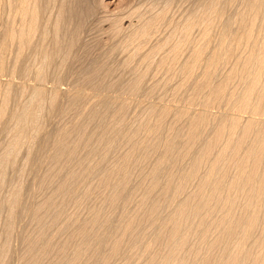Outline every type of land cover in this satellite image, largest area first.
I'll list each match as a JSON object with an SVG mask.
<instances>
[{"label":"bare ground","instance_id":"bare-ground-1","mask_svg":"<svg viewBox=\"0 0 264 264\" xmlns=\"http://www.w3.org/2000/svg\"><path fill=\"white\" fill-rule=\"evenodd\" d=\"M100 1L0 0V13L3 12L2 9L5 11L9 8L6 10L9 12V17L6 18L8 23L0 35V78L7 74L10 77L11 74V80L18 77L26 80L25 82L33 79L40 83L39 87L30 89L32 86L27 87L30 83L27 86L24 84L25 88L22 84V87L18 85L20 88H16L12 82L15 80L10 81V78L4 86L0 82V129L8 130V137L11 136L7 139L9 142H6V149L0 154V195L9 189L4 188L6 185L9 186L10 183L11 186L9 193L6 191L9 195H4V199L0 198L3 200H0L3 206L0 208H5L4 212L8 213L7 219L5 218L7 222H4L5 232L1 231L4 234L0 237L1 241L4 237L0 244V264H5L10 256L9 241L13 238V231L17 230L15 224L18 218L21 219L20 213L25 217L30 215L35 222L32 226L37 228L34 230L35 235L25 240L27 243L24 241L26 238H23L27 244L25 246L22 243L27 247V251H23V258L20 257L23 264H44L49 257L54 258L49 259V264H113L118 259H124V262L119 261L122 264H264V0H201L202 7L200 5L197 12L187 14L189 17L183 18L184 22L180 23L179 19V23L174 25L168 18L170 5L165 6L155 17L146 19L139 16V24L136 26L129 23L126 28L122 25L121 18L113 19L111 27L109 26L113 38H119L127 30L132 31L124 37V47L121 48L126 50L130 45H137L135 50L133 48L131 57H127L128 61L123 60L128 69L123 64L121 68L124 67L127 71L134 69L133 61L137 57L140 60L138 67L145 66L144 70L136 67L140 71L131 72L135 73L133 80L130 78L133 76L130 74L131 70L128 73L126 71L130 75L127 78L131 80L130 83L126 80L129 85L124 87L128 89V93L133 96L139 94L147 79L155 76L157 72H166L172 78L180 77L178 88L173 93L174 100L186 103L184 108L182 105L180 110L175 111L172 106L159 104V107L150 104L146 113L140 112L145 114L137 119L135 126L129 123L130 120H126L131 101H128L131 104L129 106L127 101H121L120 98L118 100L121 103H116L114 97L108 98L99 94L101 97L98 96L95 103L92 101L89 110L79 111L80 104L89 97L84 90L87 87L98 92L106 89L118 93L117 89L122 90L124 86L120 81H109L108 78L113 74L112 69L96 59L92 61L93 68L83 69L89 73L77 71V75L85 74L84 81L83 78L79 79L80 86L74 84L77 87L70 96L63 92L69 97V105L65 104L68 100L64 103L66 107L60 102L64 94L59 89L54 86L56 89L53 92L50 89L52 93L48 94V89L43 88L45 85L41 86L44 84L41 82L46 83L49 78L59 81L73 73L71 70L75 67L70 65V61L77 58V52L82 46L87 51L88 46L85 47L87 44H83L85 42H82L81 36L83 37L84 27L89 23L86 22L87 19L91 16L89 20H92L99 15V5L103 4V0ZM165 23L173 26L171 28L169 25L171 31L168 37L165 36L161 42L158 39L159 43L156 45L151 42L154 46L151 44L153 47L149 46L150 49L147 46L149 49L146 50L144 44L151 41L154 32L159 30L158 26ZM196 30L199 36L196 34L197 38H194L193 33ZM216 33H219L217 38L213 36ZM9 52L12 57L9 55L7 60L12 62L7 68L9 63L6 57ZM156 55L161 56H158V61H153ZM78 59L80 58L76 61ZM223 66L230 67L219 80L218 75L224 74L219 72ZM151 70L155 71L154 75L148 78ZM158 76L157 74L156 77ZM170 77L167 81L172 80ZM75 80L78 79L75 77ZM167 81L161 90L171 83ZM26 88L31 91L28 92ZM155 91L157 89L154 87L151 92H147L154 94ZM182 93H187L184 99L185 95L182 97ZM24 96L28 98L22 102ZM93 97L95 96L89 98ZM13 100L17 104L12 109L10 105ZM45 106L48 107L50 115L59 112L65 116L67 111L73 112L77 108L78 118L73 128L69 130L63 127L53 133L56 135H46L48 128L44 123L47 122L44 120V113H47L44 111ZM196 106H201V109L195 108ZM215 107L224 108L221 109L224 112L214 115L210 108ZM172 115L174 116L170 119ZM243 115L247 118L242 117ZM169 121L172 123L168 125ZM89 124L92 128L95 127V131L100 127V131L89 132ZM41 133L47 137L45 140L39 139L42 142L36 149ZM120 144L126 145L127 147L122 146L128 149L119 154L118 149H122V146L119 148ZM25 146L26 166L30 165L37 173L42 167L39 166L42 163H37L38 159L42 156L45 159V154H48L46 157L55 168L49 169L61 172L59 177H62L58 179L55 178L58 175H54L48 179L50 175L46 177L45 173L43 176L40 173L41 177L35 175L39 181L38 186H35L40 190L36 192L38 194L43 192L42 188L46 187L44 190H47V186L56 184L55 190L52 188L54 192L50 190L52 194L35 205L23 203L25 200L22 181L19 184L18 181L7 179L9 170H15L20 165V161L17 164V158H21V150ZM40 151L44 154H40ZM81 152L87 153L94 163L90 164L87 159L80 158ZM112 154L116 155L115 159ZM27 168L24 167L19 172L23 174ZM134 172L136 175L140 174L136 178L139 183L132 178ZM17 176L19 175L15 177ZM89 177L97 178L98 182L93 178L96 181L95 184L92 183L94 180ZM35 179L32 180L36 182ZM55 179L60 181L56 183ZM131 180L137 183L136 187ZM191 185H194V189L189 191ZM77 193L84 195L78 196ZM96 194L103 202H98L97 208L92 203L95 208L87 210L90 211L88 218L82 220L79 216L78 219H72L75 217L73 214V217L69 216L73 221H66L68 217L64 213L66 214L67 203L69 208L72 205L67 200H77L76 207L83 208L84 202L97 197ZM33 195L37 197L34 192ZM80 196H84V200L78 199ZM87 204L89 205L88 202ZM119 205L122 213L118 209L115 211ZM130 205H134L133 212L128 211ZM85 207L89 208L90 205ZM105 207L110 209L105 210ZM84 210L81 209L80 212ZM107 210L111 212H106ZM117 212L120 213L119 217ZM77 213L79 215L78 210ZM64 216L65 224L62 220ZM81 216L84 218V214ZM116 217L119 218L118 221L114 219ZM71 223L75 227L72 231L68 228H73V225H69ZM51 228H55L56 234L61 237L62 231L68 234L70 230V234L59 244L55 241L58 237L53 235ZM48 233H52L51 236ZM28 235L26 233L25 237Z\"/></svg>","mask_w":264,"mask_h":264},{"label":"rangeland","instance_id":"rangeland-1","mask_svg":"<svg viewBox=\"0 0 264 264\" xmlns=\"http://www.w3.org/2000/svg\"><path fill=\"white\" fill-rule=\"evenodd\" d=\"M6 2H7V0H5ZM96 1V0H95ZM167 1V2H166ZM199 1V2H198ZM103 0V4L101 3V5H99L100 6V10L98 9V12H99V15L98 16H96V15H93V16H96V17H93L94 18V20H93V18H92V20H89V19H91V16H90V18L89 19H87V21L86 22H89V23H87V26H86V23H85V26L86 27H84L85 29V31H84V33L82 34L83 35V37L81 36V38H82V42H85V43H83L84 45H86L85 47H87L88 46V48H87V51L86 50H84V49H86V48H84L83 46V49H82V47L80 48V49H78V50H80L79 52H77V55H76V57L77 58H80V59H82L83 61L85 60V59H87V60H85L84 62H80V61H82V60H80V59H78L79 61H76L77 60V58L76 59H74V60H72V62L74 61V63H72L71 61H70V65L71 66H73V67H75V68H73L71 71H73V73L71 74V75H69L68 77L66 76V78H61V80H59V81H56L54 78H49V79H47L48 81L45 83V82H41V83H44V84H41V86L43 87L44 85V87L43 88H47L48 90V94L51 92V90H52V92H53V90H55L56 88L57 89H59V92L61 91L62 93L64 92L65 94H67V93H69V95L68 96H70V93L72 94V92H74V90H76V88L75 87H77L80 83H79V79H81L82 80V78H83V81H84V75L86 74V73H89V71H83V69H86V68H93L91 65H92V61H98L99 63H101V64H104V65H107V66H109L110 67V69H112V73L113 74H111V76H110V78H108L109 79V81H112V83L114 82V83H119V81H120V83L122 84V85H124V86H122L123 87V89L121 90H119V89H117L118 90V93H116L117 91H107L106 89L105 90H103V91H94V90H91L90 88H86V89H84L85 90V93H88L89 95V97L90 96H95V97H93V98H87L85 101L86 102H83L82 104H80V106H79V111H81V112H83L85 109L86 110H89V108H91L92 107V104L93 103H95L96 101H97V99L96 98H98V96H99V98L101 97V96H105V97H108V98H110V97H114L113 98V100L115 99V101H116V103L117 102H120L121 103V101H123V100H125V101H131L130 103L132 104H130L129 102H128V104H129V110H130V112H127V115L128 116H126V120L127 121H129V123L130 124H132L133 126H135V123L137 124V122H138V118H140L141 116H144L143 114H145L146 112H147V110L150 108L149 106H151V105H153L154 104V106L156 105V106H158L159 104L161 105V106H164V105H168V106H172L171 108H173L174 109V107H175V109H174V111L175 110H180L181 109V107H182V105H183V107L182 108H184V106H186V103L184 102H180L179 100H174L175 98H174V94L173 93H175V91L177 90V86L179 85V79H180V77H179V79H178V77L176 76L175 78L173 77H170V76H168V74L169 73H166V72H160L161 74H159L158 72L155 74V76H153L154 74V72L155 71H152V73L150 72V76H148V78L149 77H151V76H153L152 78H149V79H147L146 81H145V85H143V87H142V90H141V92L139 93V94H137L139 97H137V95H132V94H129L128 92V89H126V88H124L125 86H127V85H129L128 83L126 84V80L129 82H131V80H129L128 78H129V76L127 75V73L131 70L130 68V70H125V64H126V62L128 61V59H127V57H131V54L133 53V48H134V50H135V48H136V44H134V45H130L129 47H126V50H125V48L123 49V41L125 42V38L124 37H126L127 35H129L131 32L130 31H125L126 33L124 34V33H122V35L124 34V36H118L119 38H117V37H114L113 38V35L111 36V28H109V26L111 27V25L110 24H112L111 23V21H114L115 19L117 20L118 19V17H119V19L121 18V20L123 21V23H122V25L124 26V27H128V24L129 23H133V25L134 26H136V24H139V21L138 20H140V19H138L139 18V16L141 17V18H151V17H153L154 15L155 16H157L158 14V12H161L163 9H164V7L165 6H167V5H170V7H169V12H168V18H170V20H172V22H171V24L172 25H174V24H178L179 22L180 23H182V21L184 22L185 20L184 19H186V18H188L189 17V15H191L192 13H193V11H195V12H197L196 11V9L198 10L200 7V5L203 3V2H201V0ZM202 1H204V0H202ZM5 2V3H6ZM97 2H101L100 0H97ZM166 2V3H165ZM174 2V3H173ZM176 3V4H175ZM173 4H175V5H173ZM8 5H9V3H8ZM7 5V6H8ZM106 5V6H105ZM163 5V6H162ZM4 6V5H3ZM5 6H6V4H5ZM101 6L104 8H101ZM9 7V6H8ZM107 7V8H106ZM142 7V8H141ZM201 7H202V5H201ZM5 8V7H4ZM7 8V7H6ZM57 8V7H56ZM152 8V9H151ZM162 8V9H161ZM8 10H9V8H7ZM6 9V10H7ZM101 9H103V10H101ZM107 11H106V10ZM5 10V11H6ZM7 10V11H8ZM54 10H55V8H54ZM138 12H137V11ZM140 10V11H139ZM3 11V12H2ZM2 13H0L1 15H0V35L2 34V30H4L5 28H6V26L7 25H5V24H7L8 23V19L6 20V18H8L9 17V12H5L3 9H2ZM106 11V12H105ZM134 11H136V12H134ZM152 11V12H151ZM155 13H154V12ZM128 12H129V14H128ZM134 12V13H133ZM233 12V11H232ZM104 13V14H103ZM112 13L114 14V15H112ZM133 13V14H132ZM140 13H141V15H140ZM149 13V14H148ZM5 14V15H4ZM8 14V15H7ZM103 14V15H102ZM135 14V16H133ZM137 14H139V15H137ZM171 14V15H170ZM187 14H189V15H187ZM233 14V13H232ZM106 15V16H105ZM137 15V16H136ZM170 15V16H169ZM102 16H104L103 18H102ZM147 16V17H146ZM154 16V17H155ZM98 17V18H97ZM113 17V18H112ZM126 17V18H125ZM134 17V18H133ZM181 17V18H180ZM101 18V19H100ZM104 18H106V19H104ZM112 18V19H111ZM124 18V19H123ZM173 18V19H172ZM184 18V19H183ZM111 19V20H110ZM114 19V20H113ZM130 19H132V20H130ZM146 19H144V20H146ZM179 19H180V21H179ZM10 20V19H9ZM96 20H98V22L96 21ZM134 20V21H133ZM6 21V22H5ZM92 21V22H91ZM103 21V22H102ZM106 21V22H105ZM129 21V22H128ZM179 21V22H178ZM91 22V23H90ZM97 24H96V23ZM102 22V23H101ZM138 22V23H137ZM92 24V25H91ZM103 24V25H102ZM171 24H169L170 25V27L172 26ZM2 25H3V27H2ZM97 27H96V26ZM100 25V26H99ZM105 25V26H104ZM168 24L167 23H165V24H161V26L159 27L158 26V28H159V30H156L157 32H154L155 33V35H153V37L150 39L151 41H149V42H147V43H145L144 44V46H146L145 47V49L147 50V49H151V47H149V46H152L154 43V45H156V44H158L159 43V41L160 40H164L165 39V36H166V38L168 37V34L170 33V27H169V25L167 26ZM90 28V29H88V28ZM96 27V28H95ZM100 27V28H99ZM126 27V28H127ZM162 27V28H161ZM169 27V28H168ZM173 27V26H172ZM171 27V28H172ZM157 28V29H158ZM168 28V29H167ZM108 29V30H107ZM87 30V31H86ZM94 30V31H93ZM106 31V32H105ZM108 31H110V33L108 32ZM197 31V30H196ZM196 31H195V33H193V36H194V38H197L199 35V32L197 31V33H196ZM159 32V33H158ZM87 33V34H86ZM93 33V34H92ZM107 33V34H106ZM157 33V34H156ZM160 34V35H159ZM197 34V35H196ZM217 34H219V33H216V34H214L213 36H215L216 38H217ZM195 35L197 36V37H195ZM106 36V37H105ZM160 36V37H159ZM163 36V37H162ZM86 37V38H85ZM162 37V38H161ZM1 38V37H0ZM154 38V39H153ZM108 39V40H107ZM159 39V41L157 42V40ZM116 40V41H115ZM122 40V41H121ZM88 43H87V42ZM153 44H152V43ZM161 42V41H160ZM105 43V44H104ZM111 44V45H110ZM152 44V45H151ZM153 45V46H154ZM90 46V47H89ZM93 46V47H92ZM121 46H123L122 48H121ZM132 46V47H131ZM135 46V47H134ZM143 46V47H144ZM149 48H148V47ZM152 46V47H153ZM111 47H112V49H111ZM111 49V50H109V49ZM92 49V50H91ZM105 49V50H104ZM127 49H128V51H127ZM144 49V50H145ZM89 50V51H88ZM121 50V51H120ZM130 50V51H129ZM83 51L84 52H86V53H83ZM113 51V52H112ZM119 52V54H118V52ZM81 52L83 53V54H81ZM116 52V53H115ZM123 52H125L124 54H123ZM126 52H127V54H126ZM147 52V51H146ZM80 55H82V56H80ZM109 53V54H108ZM130 53V54H129ZM94 54V55H93ZM109 56H108V55ZM11 56V54H10V52H9V54H7V57H6V61L9 63V64H7V68H9V65L11 64V60H7V58L9 59V57L8 56ZM114 57H113V56ZM128 55V56H127ZM80 56V57H79ZM85 56V57H84ZM106 56V57H105ZM157 57L158 56H161V55H156ZM154 57V59H153V61H158L159 60V58L160 57ZM12 57V56H11ZM11 57H10V59H11ZM94 58V59H92V58ZM96 57V58H95ZM117 57V58H116ZM89 58V59H88ZM91 58V59H90ZM124 58V59H123ZM138 58V57H137ZM135 59L133 62H134V66H133V68L134 69H132L131 71H130V74H131V72H135L137 69H136V67H138V65H140V60L139 59ZM157 60H156V59ZM96 59V60H95ZM108 59V60H107ZM125 59H126V62H125V64H123L124 62H123V60L125 61ZM90 60V61H89ZM104 60V61H103ZM130 60V59H129ZM109 61V62H108ZM137 61L139 62V64H137ZM78 62H80V63H78ZM97 62V63H98ZM106 64H105V63ZM136 62V63H135ZM72 63V64H71ZM90 64V66H89V64ZM95 63V62H94ZM74 64V65H73ZM81 64V65H80ZM87 64V65H86ZM122 64H123V66L125 67H122L121 68V66H122ZM132 64L130 65V67L132 66ZM135 64L137 65V66H135ZM82 66H83V68H82ZM86 66V67H85ZM87 66H89V67H87ZM116 66V67H115ZM85 67V68H84ZM139 67H141V66H139ZM138 67V68H139ZM223 67H226V68H224L223 69ZM221 69H220V73H224V74H220V75H218V76H220V78H219V80L221 79V77H223L224 75H225V73L228 71V69H229V67L228 66H223ZM228 67V68H227ZM79 68V69H78ZM82 70H81V69ZM115 68V69H114ZM142 68H143V70L145 69V66H142L141 68H140V70H142ZM119 69V70H118ZM126 69H128V67L126 68ZM88 70V69H87ZM91 70H93V69H91ZM91 70H90V72H91ZM123 70H125V72L123 71ZM140 70H137V71H140ZM153 70H155L154 68H153ZM227 70V71H226ZM77 71H78V73H79V71H83V72H85V74L84 73H82V72H80V73H82V74H79V75H77ZM126 71H127V73H126ZM157 71V70H156ZM124 72V73H123ZM117 73V74H116ZM119 73V74H118ZM124 74V77L122 76L123 74ZM125 73H126V75H125ZM6 74H7V72H6ZM75 74L77 75V76H75ZM122 74V75H121ZM134 74L135 73H133V74H131V75H133V76H130V78H132V80L135 78V76H134ZM159 75L158 77H156V75ZM167 74V76H165ZM80 75H82V76H80ZM115 75V76H114ZM12 75L10 74V77H11ZM74 76V77H73ZM78 76H80V78H77ZM117 76V77H116ZM6 77V78H5ZM9 76H8V74L7 75H4V76H2L1 78H0V82L1 83H3L2 85L4 86V84H7L8 82H9V78H10ZM14 77V76H13ZM16 77V76H15ZM70 77V78H69ZM75 77H76V79H78V80H75L74 81V79H75ZM128 77V78H127ZM155 77V78H154ZM159 77H161V78H159ZM163 77V78H162ZM169 77L170 78H172V80H169V81H167L168 79H169ZM12 78V77H11ZM11 78H10V81H12V80H15V81H12L13 82V84H14V86L16 87V88H20V87H26L27 86V84H29L27 87H31L30 89H33L35 86L37 87H39V81H36V80H34L33 81V79L31 80V81H28V82H25L24 80H21V78H13L12 80H11ZM71 78H73V79H71ZM103 77H100V79H102ZM112 78V79H111ZM123 78V79H122ZM124 78H126V79H124ZM165 78V79H164ZM99 79V80H100ZM104 79V78H103ZM108 79H106V82H109V81H107ZM118 79H120V80H118ZM154 79H156V80H154ZM158 79V80H157ZM161 79V80H160ZM163 79V80H162ZM176 79V80H175ZM178 79V80H177ZM30 80V79H29ZM80 80V81H81ZM125 80V81H124ZM154 80V81H153ZM175 80V81H174ZM24 81V82H23ZM46 81V80H45ZM78 81V82H77ZM83 81H81V83H83ZM122 81V82H121ZM160 81V82H159ZM167 81V83L168 82H171L170 84L172 85V86H169L167 83V87H165V89L164 90H161V89H163L164 88V86H166L165 85V82ZM15 82V83H14ZM35 82V83H34ZM51 82V83H50ZM74 82H77V83H74ZM100 82H101V80H100ZM129 82V83H130ZM73 83V84H72ZM124 83V84H123ZM159 83V84H158ZM163 83V84H162ZM177 83V84H176ZM20 84H22V86L20 85ZM24 84L26 85V86H24ZM54 84V85H53ZM74 84H78L77 86L76 85H74ZM126 84V85H125ZM154 84V85H153ZM20 87H19V86ZM82 85V84H81ZM149 85V86H148ZM40 86V87H41ZM54 86L56 87V88H54ZM71 86V87H70ZM80 86V85H79ZM152 86H154L156 89H157V91H155V93L154 94H150L149 92H151V90H152V88H154V87H152ZM157 86H158V88H157ZM176 86V87H175ZM121 87V88H122ZM128 87V86H127ZM146 87V88H145ZM163 87V88H162ZM169 87H171L170 88V90H168V88ZM172 87H173V89H172ZM149 88H151V90L148 89ZM27 89V88H26ZM29 89V88H28ZM27 89V90H28ZM51 89V90H50ZM173 91H172V90ZM50 90V91H49ZM175 90V91H174ZM29 91H31V90H28V92ZM68 91H70V92H68ZM126 92V93H124V92ZM147 91H149V92H147ZM169 93H168V92ZM51 92V93H52ZM60 92V93H61ZM93 92H94V95H93ZM95 92H97V93H95ZM101 92V93H100ZM112 92H114V93H112ZM61 93V94H62ZM63 93V94H64ZM142 93H143V95H142ZM146 93H149V94H146ZM157 93H159V94H157ZM63 95V97H61V99L63 100H61L60 102H62L61 104H63L62 106H64V107H66V106H68L69 104V97H67V95ZM95 94H97V95H95ZM101 96H100V95ZM109 94V95H108ZM166 94V95H165ZM183 94L185 95L184 97H183ZM28 95V94H27ZM26 95V96H27ZM51 95V94H50ZM132 95V96H131ZM148 95H149V97H148ZM153 95V96H152ZM182 95V97H183V99L186 97V95H187V93H182L181 94ZM180 95V96H181ZM66 96V97H65ZM142 96V97H141ZM144 96V97H143ZM152 96V97H151ZM169 96V97H168ZM137 97V98H136ZM158 97V98H157ZM165 97V98H164ZM23 98V100H22V102H25V99H27V98H25V96L24 97H22ZM64 98H65V101H64ZM68 98V99H67ZM111 98V99H112ZM117 98V99H116ZM118 98H120L121 99V101H120V99L118 100ZM146 98V100H144ZM90 101H89V100ZM96 99V100H95ZM128 99V100H127ZM150 99V100H149ZM68 100V101H67ZM88 100V101H87ZM99 100V99H98ZM118 100V101H117ZM67 101V102H66ZM92 101H93V103H92ZM124 101V102H125ZM179 101V102H178ZM182 101V100H181ZM17 101L16 100H13L12 102H11V107L12 106H14V104L16 103ZM20 102V101H19ZM66 102V103H65ZM87 102H88V104H87ZM142 102V103H141ZM158 102V103H157ZM66 104V106H65V104ZM126 103V102H125ZM157 103V104H156ZM17 104V103H16ZM16 104H15V106H16ZM86 104V105H85ZM151 104V105H150ZM171 104V105H170ZM180 104V105H179ZM82 105V106H81ZM89 105V106H88ZM143 105V106H142ZM160 105H159V107H160ZM47 106V105H46ZM45 106V107H46ZM91 106V107H90ZM177 107H179V108H177ZM15 108V107H14ZM48 107H46L45 108V112H47V113H44L45 115H46V119H44V120H46L47 122H44L45 123V127L46 128H48L47 129V131L45 130L46 128L44 127V132L46 131V135H56V134H53L54 132H58V131H56L57 129L59 130L60 128L62 129L63 127H65V129H69V130H71L72 128H73V125H74V123L77 121V119L76 118H78V113H77V110L76 109H74L73 110V112L72 111H67V114H66V116L65 115H63L62 113H60L59 114V112H54V114L53 113H51V115H50V113H48V109H47ZM88 108V109H87ZM132 108V109H131ZM148 108V109H147ZM195 108H197V109H201V106H196ZM12 109H13V107H12ZM221 109H223L224 110V108H221V107H218V109L215 107V108H210V112L212 113L213 112V114L214 115H217V114H221V112L223 113L224 111L223 110H221ZM47 110V111H46ZM76 110V111H75ZM78 111V112H79ZM173 111V112H174ZM70 112V113H69ZM140 112H145V113H140ZM58 113V114H57ZM68 113H69V115H68ZM137 114V115H136ZM139 114V115H138ZM50 115V116H49ZM68 115V116H67ZM53 116V117H52ZM65 116V117H64ZM138 116V117H137ZM173 116L174 115H172V116H170L169 118L170 119H172L173 118ZM249 115L247 114V117H248ZM49 117V118H48ZM74 117V118H73ZM135 117H136V119H135ZM242 117H245V119L247 118L245 115H243ZM142 118V117H141ZM168 118V119H169ZM249 118V117H248ZM258 118V117H257ZM135 119V120H134ZM138 119V120H137ZM72 120V121H71ZM74 120V121H73ZM134 120V121H133ZM243 120H244V118H243ZM49 121V122H48ZM63 121V122H62ZM65 121V122H64ZM172 121V120H171ZM58 122V123H57ZM173 122V121H172ZM172 122H168L167 124L169 125V123H172ZM97 123V122H96ZM134 123V124H133ZM99 124H100V122H99ZM61 125H62V127H61ZM69 125V126H68ZM92 125H93V123H92ZM95 125V124H94ZM93 125V126H94ZM168 125H167V127H168ZM48 126V127H47ZM88 126H91L90 124L88 125ZM96 126H98V124L96 125ZM132 126V127H133ZM89 128V132H90V130L93 132V131H95V127H93L92 128V126L91 127H88ZM87 128V129H88ZM97 128V127H96ZM94 129V130H93ZM2 129H0V132L2 133H0V154L1 153H3L4 152V150L6 149V142L8 141L9 142V140H7V139H10V137L11 136H9L8 137V130L7 131H1ZM60 131V130H59ZM100 131V127H99V129H97V131H95V132H99ZM210 131H212L211 129H210ZM7 132V133H6ZM44 132H42V133H44ZM51 132H52V134H51ZM207 132H209V131H207ZM42 133H41V138H40V136H39V138H38V143H37V146L35 147L36 149L38 148V146L40 145V143L42 142H40V140L39 139H41V140H43L44 138L46 139V137H44L45 136V134H43L42 135ZM210 135V134H209ZM207 136H208V133H207ZM43 137V138H42ZM44 139V140H45ZM39 144V145H38ZM124 146V144H120L119 145V148L121 147V146ZM123 146L121 147L122 149H118V152H119V154H120V152H122V150H124V149H126V148H123ZM2 147L4 148V149H2ZM124 147H127L126 145L124 146ZM26 148V150H24ZM117 148V147H116ZM24 149H23V151L21 150V158H20V156H18L19 158H17V164L19 163V161L22 163H19L20 165L19 166H17V168H15V170L14 169H10L9 170V177H7V179L8 180H12V181H15V182H19V184L21 183V181H22V186H24L23 187V190H24V196H23V198H24V204H30L31 205V203L32 204H37V202L38 203H41V202H43L44 200H46V198L47 197H49L52 193L50 192V190L52 191V192H54V190H55V188H54V186L56 185L55 183H52V184H54L53 186L52 185H50L51 186V188H50V186H47V190H44V189H46V187H44V189L42 188V190L41 191H43V192H41V193H36V192H40V190H37V186H38V182L39 181H37L38 180V176L36 177L35 175H39L40 177H41V175L43 176V174L45 173L46 174V177H47V175H50V177H48V179L49 178H52L54 175L56 176V175H58L57 177H55V178H62V177H59V175L61 174V172H57L56 170H54L55 168L52 166V163L51 162H49V160L50 159H48L47 157H46V155L48 156V154H45V159L43 158L44 156H42V158H40L41 157V155H40V159H38V161H37V163H42L41 165H39V166H42V167H40L37 171L39 172H37V173H35V171L34 170H32V169H34L33 167H31L30 165H28V166H26L27 164L25 163L26 161V157H27V147L25 146L24 147ZM128 149V148H127ZM126 149V150H127ZM115 150V149H114ZM125 150V151H126ZM3 151V152H2ZM46 151H48V150H46ZM117 151V149L114 151L115 153H118V152H116ZM26 154H25V153ZM38 152V151H37ZM37 152H34L35 153V155H37L36 153ZM41 152V151H40ZM45 152V151H44ZM49 152V151H48ZM84 152H86V151H84ZM84 152H81V154L83 155H80V158L82 157V158H85V159H87L88 160V163L90 162V164H93L94 163V161L92 160V159H90L89 157H88V155H86ZM19 153V154H20ZM43 152H41L40 154H42ZM47 153V152H46ZM123 153V152H122ZM44 154V153H43ZM114 154V153H113ZM113 154H112V156H113ZM119 154H117V156L119 155ZM39 155V154H38ZM1 156V155H0ZM25 156V157H24ZM155 156V155H154ZM153 156V157H154ZM114 157H116V155L115 156H113V158ZM112 158V159H113ZM18 159H20V160H18ZM115 159V158H114ZM47 160V161H46ZM51 161V160H50ZM23 163H25V164H23ZM107 164V163H106ZM105 164V165H106ZM186 165H187V163H185L184 164V166L186 167ZM20 166H22L21 168H20ZM28 167L25 171V173H24V171H23V174L22 173H20L19 171L21 170V172H22V168H24V167ZM46 166V167H45ZM112 165L110 164V166L109 167H111ZM29 167H30V169H29ZM49 167L51 168H54V169H49ZM107 167H108V165H107ZM32 168V169H31ZM19 169V170H18ZM49 170V171H46V170ZM102 169V168H101ZM107 169H109V168H107ZM18 170V171H17ZM104 170H105V168H104ZM12 171H14V172H12ZM16 171V172H15ZM32 171H34V172H32ZM42 171V172H41ZM51 171H52V173H51ZM56 171V172H55ZM8 172V171H7ZM18 172V173H17ZM27 172L29 173V174H27ZM32 172V173H31ZM50 172V173H49ZM33 173H35V174H33ZM40 173H41V175H40ZM62 173H64L63 171H62ZM102 173H103V170H102ZM12 174V175H11ZM16 176V175H19V176H17V177H15L14 175ZM20 174H22V175H20ZM26 174H27V176H26ZM36 177V179L34 178V176ZM44 174V175H45ZM53 174V175H52ZM64 174H66V173H64ZM96 174V173H95ZM95 174H93V175H95ZM100 174H101V171H100ZM99 174V175H100ZM134 174H135V177H133L134 176ZM138 174L139 173H137V175H136V172H134L132 175V178H134V181H136L137 183H139L138 182V179H136L137 178V176H138ZM29 175V176H28ZM63 175V174H62ZM61 175V176H62ZM102 175V174H101ZM140 175V174H139ZM8 176V175H7ZM24 176H25V179H23V180H25V181H23L22 180V178H24ZM31 176H33V177H31ZM65 175H63V177H64ZM10 177H12V179L10 178ZM96 177H97V174H96ZM19 178H20V181H19ZM27 178V179H26ZM35 179V181L36 182H34L32 179ZM89 178H92V177H89ZM88 178V179H89ZM94 179H97V178H95V177H93ZM91 179V180H94V179ZM99 178V177H98ZM139 179H140V176L138 177ZM87 179V180H88ZM7 180V181H8ZM53 180V179H52ZM57 179H55L54 181H56ZM63 179H61V181H62ZM90 179L88 180V182L89 181H91ZM53 181V182H54ZM60 181V180H59ZM58 181V182H59ZM95 181L96 180H94V182H92V183H94L95 184ZM134 181H132L131 180V182H133L134 184H135V182ZM140 181V180H139ZM32 182V183H31ZM57 181H56V183H58ZM88 182L86 181V183H84V185L86 184V185H88ZM98 182V179H97V181H96V183ZM90 183V182H89ZM136 183V184H137ZM8 184V183H7ZM13 184H14V182H13ZM16 184V183H15ZM18 184V183H17ZM16 184V185H17ZM24 184V185H23ZM37 184V185H36ZM135 184V187L137 186ZM11 185H12V182H11ZM9 186H10V183H9ZM8 185H6V187H4V188H9V189H4L3 188V190H6L8 193H9V191L8 190H10L11 188V186L9 187ZM13 186V185H12ZM36 186V187H35ZM131 186L133 187V184H131ZM193 187V188H192ZM40 187H38V189H39ZM50 188V189H49ZM54 190H53V189ZM83 188V187H82ZM81 188V189H82ZM191 188V189H190ZM190 190L189 191H191L192 189H194V185H191L190 186ZM83 189H85V188H83ZM2 190V191H3ZM6 191H3L2 192V196L0 195V198H2V199H4V198H6L7 197V194L8 193H6ZM45 191V192H44ZM48 191V192H47ZM33 192H34V194L37 196V197H35L34 195H33ZM80 192H82L81 190H80ZM48 193V194H47ZM84 193V192H83ZM83 193H81V194H79V195H84ZM41 194V195H40ZM42 194H43V196H42ZM6 197H5V196ZM9 195V194H8ZM33 197H32V196ZM47 195V196H46ZM49 195V196H48ZM77 195H78V193H77ZM78 195V196H79ZM77 196V197H78ZM96 196L98 197H93L92 199L94 200V202H93V200L92 199H89L87 202L89 203V205H90V207H89V205L87 204V202L85 201L84 202V207L83 208H81L82 206H80L79 208H77L76 207V205H75V203H76V201L77 200H74L75 202H73L72 201V199H70V200H67L68 202H70V205H71V203H72V205L70 206V208H71V210H70V208L68 207V203H67V208L65 209L66 210V214L64 213V215H66V217H68V218H70L69 216H71V217H73L74 215H75V217H73L72 219H78V217H79V219H81L82 218V220H84L85 218H88V216L87 215H89L90 216V211H87L88 209L89 210H91L90 208L91 207H94L95 208V206H92L93 204L92 203H95L94 205H96V208H97V206L99 205V203L98 202H103V201H100L101 199L99 198L100 196L98 195V194H96ZM4 197V198H3ZM38 197H39V199H38ZM35 198V199H34ZM84 200V196H80V198H78V199H80V200H82V199ZM2 199H0V200H2ZM99 200V201H97V200ZM34 200V201H33ZM36 200V201H35ZM38 200V201H37ZM41 200H43V201H41ZM97 202H96V201ZM3 201V200H2ZM2 201H0V207L2 206ZM32 201V202H31ZM41 201V202H40ZM90 202H91V204H90ZM134 202V201H133ZM85 203L87 204V205H85ZM98 203V204H97ZM135 204H137L136 202H134ZM73 204H74V206H73ZM130 204H132V203H130ZM121 205V204H120ZM120 205H119V208L117 207L116 209H115V211L118 209V210H120ZM24 206H27V205H24ZM85 206H88L89 208H87V207H85ZM134 206V205H133ZM133 206H131L130 205V209H128V211H132V208H134ZM136 206V205H135ZM3 207V206H2ZM76 209H75V208ZM99 207V206H98ZM122 207V206H121ZM69 208V209H68ZM106 208L108 209L109 207H105V210H106ZM136 208V207H135ZM1 209V208H0ZM3 209V211H0V237H2L1 235L2 234H4V232H5V227H4V225L6 226V220H5V218L7 219V215H8V213L7 212H4L5 211V208H2ZM1 209V210H2ZM82 209V211L84 210V209H86V210H84V212H82V214H80L81 212H80V210ZM110 209V208H109ZM70 212H69V211ZM77 210L79 211V215H78V213H77ZM117 210V211H118ZM133 210H135V209H133ZM75 211V212H74ZM114 211V212H115ZM68 212H69V215H68ZM72 212V213H71ZM74 212V213H73ZM106 212H111V210L110 211H106ZM133 212V211H132ZM2 213V214H1ZM87 213V214H86ZM117 213H119V212H117ZM117 213H115L116 214V216H117ZM120 213H122L121 212V210H120ZM120 213H119V215H118V217L120 216ZM131 213V212H130ZM22 213H20L19 214V216H21L20 218L21 219H17L16 220V224H15V229H17L16 231L14 230L13 231V235H11V237H13V238H11L10 240L11 241H9L10 243V253H9V257H7L8 259L5 261L6 263L5 264H23V263H21L22 261H21V259L23 258V255L22 254H24L25 255V252L27 251L26 250V248L27 247H25V246H27V240L30 238V237H33L32 235H35V232L36 231H34V230H36L37 228H36V226H32V225H35V222L33 221L34 219L30 216V215H28V216H24L23 214V218H22V215H21ZM74 214V215H73ZM84 214V218H83V216H81V215H83ZM111 214V213H110ZM112 215H113V217L115 216L113 213H112ZM166 215V214H165ZM66 217L64 216V219H62L63 220V223H64V221H65V219H66ZM118 217H116V218H114V219H119ZM30 218V219H29ZM68 218L66 219V221L68 222V221H73L71 218V220L69 219L68 220ZM62 220H61V222H62ZM6 221V222H5ZM26 221V222H25ZM29 221H31V223L29 222ZM33 221V222H32ZM65 221V222H66ZM118 221V220H117ZM116 221V222H117ZM2 222V223H1ZM5 222V223H4ZM61 222H60V226H62L63 224H61ZM33 223V224H32ZM118 223V222H117ZM65 224V223H64ZM29 225H30V227H32V228H30L29 227ZM69 225H73L72 223L71 224H69ZM68 225V226H69ZM22 227H23V229H22ZM30 229H29V228ZM65 227V226H64ZM70 227H72V226H70ZM70 227H68L69 229H71V231H72V229H74L75 227H74V225H73V228H70ZM3 228V229H2ZM35 228V229H34ZM67 228V229H68ZM2 229V230H1ZM29 229V230H28ZM68 229V230H69ZM4 230V232H1V231H3ZM26 232H25V231ZM53 231V235H57V237L59 238H57V237H55V238H57L55 241L56 242H58L59 244L60 243H63V241H65L67 238H68V234H70V230H69V232H68V230H65V231H67L68 232V234L67 233H63V231L62 232H60V233H62L63 235V237H61V235L60 234H56V232H57V230L55 229V228H51L50 229V231ZM32 233H31V232ZM34 231V232H33ZM21 234H20V233ZM25 234H24V233ZM24 235H23V234ZM26 233H27V235H28V233L30 234V235H28L27 237H25L26 236ZM59 233V232H58ZM50 236H51V234L52 233H48ZM52 235V236H53ZM64 235L66 236L65 238H64ZM4 236V235H3ZM23 238H26V239H24V241L26 242H24L23 241ZM60 238H62V239H60ZM3 241H4V237H3V239H2ZM60 242H59V241ZM62 240V241H61ZM3 241H1L0 240V244H2V242ZM22 243H25L24 245L22 244ZM25 250V252H23ZM71 255V254H70ZM54 257H55V255H53ZM20 257H22V258H20ZM121 258V257H120ZM48 258H46V261H44L43 263L44 264H49V263H51V261L49 260V259H54V258H50L49 257V261L47 260ZM121 259H123V257L121 258ZM115 260H117V259H115ZM124 260V259H123ZM123 260H117V261H115V262H113V264H119L121 261H123ZM48 261V262H47ZM120 261V262H119ZM119 262V263H118ZM124 262V261H123ZM122 262V263H123ZM122 263H120V264H122Z\"/></svg>","mask_w":264,"mask_h":264}]
</instances>
